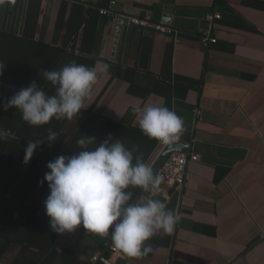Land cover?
Instances as JSON below:
<instances>
[{
    "label": "crops",
    "instance_id": "obj_1",
    "mask_svg": "<svg viewBox=\"0 0 264 264\" xmlns=\"http://www.w3.org/2000/svg\"><path fill=\"white\" fill-rule=\"evenodd\" d=\"M109 3L0 0V84L42 86V70L72 61L98 73L85 109L51 120L57 140H45L27 165L22 148L0 145V264H89L108 251L110 235L50 229L49 188L40 182L49 161L81 150L83 135L99 142L112 134L152 165L165 144L153 150L142 133L132 108L145 104L183 118L178 142L199 160L168 207L179 216L173 231L148 241L151 253H124L115 264H264V0H117L116 11L165 22L174 36L120 25L100 14ZM206 35L217 40L204 45ZM133 191L138 199L143 192Z\"/></svg>",
    "mask_w": 264,
    "mask_h": 264
},
{
    "label": "clouds",
    "instance_id": "obj_2",
    "mask_svg": "<svg viewBox=\"0 0 264 264\" xmlns=\"http://www.w3.org/2000/svg\"><path fill=\"white\" fill-rule=\"evenodd\" d=\"M6 65L0 61V77ZM108 65L100 70L108 72ZM40 79L50 83L55 91L49 94L39 81L33 80L20 88L3 104L4 111L16 108L22 119L32 126H43L51 120L78 116L84 101L91 95L98 80L95 67L72 61L58 70L44 69ZM39 79V80H40ZM142 133L165 145L180 140L184 120L163 105L134 106ZM5 132L0 129V139ZM57 133L48 129L49 146ZM83 135L77 140L81 149L70 156L60 155L46 164L45 173L49 194L44 200L49 227L58 234L72 233L81 225L88 232L110 235L112 242L132 257L153 251L148 243L160 231H173L179 216L160 199L135 197L134 189L151 192L158 188L162 177L146 163L138 147L129 148L109 134L99 141ZM44 142H27L24 164L32 159L35 150ZM96 143V147L89 146Z\"/></svg>",
    "mask_w": 264,
    "mask_h": 264
},
{
    "label": "built area",
    "instance_id": "obj_3",
    "mask_svg": "<svg viewBox=\"0 0 264 264\" xmlns=\"http://www.w3.org/2000/svg\"><path fill=\"white\" fill-rule=\"evenodd\" d=\"M117 0H110L109 6L100 8L99 12L106 17H115L120 25L136 27L139 29H151L154 32L165 33L174 36V29L165 22H153L149 17L139 15H129L116 11ZM219 17V16H218ZM216 38L207 35L202 39L204 45L215 42ZM199 160L197 154L188 152H173L157 172L162 177V182L158 188L145 194L139 199L154 198L160 199L169 207L175 191L180 190L186 183L187 169L191 161ZM124 252L111 240L108 251L102 255H95L89 264H115L118 257H123Z\"/></svg>",
    "mask_w": 264,
    "mask_h": 264
},
{
    "label": "trees",
    "instance_id": "obj_4",
    "mask_svg": "<svg viewBox=\"0 0 264 264\" xmlns=\"http://www.w3.org/2000/svg\"><path fill=\"white\" fill-rule=\"evenodd\" d=\"M15 85V84H13ZM45 90L49 94H54V87L50 84H44ZM18 90L10 88L6 85L0 84V129H3L5 132V138L0 139V145L3 143V146L6 145V143H13L15 146L22 148V151L24 153V148L27 145V142L29 140L32 141H41L45 142L47 140L48 136V129H50L51 126H48V124L39 126V128H32V125H29L27 122H25L22 119V116L20 114H16L14 111L16 108H9L7 111H4L3 104L7 101L8 98H10L14 92ZM15 137V138H13ZM152 141V149L154 150L159 141L149 138ZM149 141V140H148ZM40 146H44L41 144ZM35 153V152H34ZM21 155V153H20ZM4 156V155H3ZM43 158L46 160L47 155L45 153H40L39 157L37 158L36 162L39 165H43ZM13 175L12 176H17V170L16 167L13 169ZM14 181H9L8 187L11 189L13 188ZM6 190V189H5ZM3 190L0 189V192ZM1 195V194H0ZM14 203H20L17 196L13 197ZM39 209L38 211H40ZM11 211V210H10ZM25 218L27 216L25 215Z\"/></svg>",
    "mask_w": 264,
    "mask_h": 264
},
{
    "label": "water",
    "instance_id": "obj_5",
    "mask_svg": "<svg viewBox=\"0 0 264 264\" xmlns=\"http://www.w3.org/2000/svg\"><path fill=\"white\" fill-rule=\"evenodd\" d=\"M190 146H191L190 144H185L182 142H176V143H173L171 145H165L151 166L156 170V172H158L159 169L165 163V161L168 159V157L171 155V153H173V152H188V153H190L191 152ZM144 194H145V192H142L141 197ZM125 264H134V263L130 260H127L125 262Z\"/></svg>",
    "mask_w": 264,
    "mask_h": 264
}]
</instances>
